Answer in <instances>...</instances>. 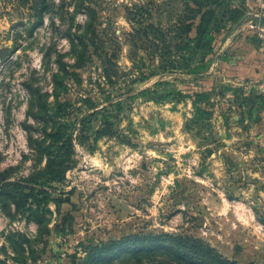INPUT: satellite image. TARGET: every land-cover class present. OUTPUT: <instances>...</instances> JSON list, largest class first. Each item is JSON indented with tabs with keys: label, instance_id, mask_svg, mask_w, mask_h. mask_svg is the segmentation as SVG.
<instances>
[{
	"label": "rangeland",
	"instance_id": "1",
	"mask_svg": "<svg viewBox=\"0 0 264 264\" xmlns=\"http://www.w3.org/2000/svg\"><path fill=\"white\" fill-rule=\"evenodd\" d=\"M209 10L214 41L201 77L163 71L130 45L149 24H189L193 39ZM257 27L264 0H0V193L28 196L18 212L0 202V264H100L94 247L147 233L192 236L236 264H264ZM196 93L207 95L197 120ZM68 136L64 175L37 178L38 151Z\"/></svg>",
	"mask_w": 264,
	"mask_h": 264
},
{
	"label": "trees",
	"instance_id": "2",
	"mask_svg": "<svg viewBox=\"0 0 264 264\" xmlns=\"http://www.w3.org/2000/svg\"><path fill=\"white\" fill-rule=\"evenodd\" d=\"M191 12L195 13L193 10ZM126 14L132 23L137 17H140L138 11L130 9H126ZM207 17L209 19L206 21ZM213 17L214 13L211 10L200 17V22L196 27V37L193 39L190 37L192 26L182 22L175 26L169 25L165 29L158 26L154 27L151 24L147 26L140 24L139 29L134 30L130 36V45L134 49L139 42V46L147 51L152 58H157L159 67L163 71L171 70L180 74L201 77L200 71L205 69L204 60L201 56L206 50L211 49L210 43L214 41L209 23ZM135 23L138 24V22ZM85 42L90 45L88 40ZM194 55L200 57V60L195 63ZM206 98L207 95L203 93L193 95V107L196 111L195 120L198 119L200 112L203 113L199 108V103ZM60 133L61 129L58 128L51 138L59 137ZM73 139V136L64 138L62 147L54 142L51 145L41 147L37 157L39 161L45 158L46 165L37 174V178L40 177L47 182L61 179L67 169L63 167V157L71 155L74 148ZM40 141L39 144H45L43 139ZM208 141L207 138L202 140L204 144H207ZM1 181L3 183L1 188L18 189L15 187V183H8L6 180ZM27 198V194L20 191H3L0 193V202L3 207L10 209V204H13L17 212L20 211V208L25 207ZM89 257L95 259L97 263L100 262V264H109L113 259L122 263L131 261L135 264L162 259L176 264H236L201 239L168 233L127 236L110 244L94 247L89 251Z\"/></svg>",
	"mask_w": 264,
	"mask_h": 264
},
{
	"label": "built area",
	"instance_id": "3",
	"mask_svg": "<svg viewBox=\"0 0 264 264\" xmlns=\"http://www.w3.org/2000/svg\"><path fill=\"white\" fill-rule=\"evenodd\" d=\"M257 35L264 48V27H257Z\"/></svg>",
	"mask_w": 264,
	"mask_h": 264
},
{
	"label": "crops",
	"instance_id": "4",
	"mask_svg": "<svg viewBox=\"0 0 264 264\" xmlns=\"http://www.w3.org/2000/svg\"><path fill=\"white\" fill-rule=\"evenodd\" d=\"M252 74H253V73L248 74V77L252 76ZM240 76H241V77H246L247 74H241ZM255 76H256V74H255ZM252 77H254V76H252Z\"/></svg>",
	"mask_w": 264,
	"mask_h": 264
}]
</instances>
